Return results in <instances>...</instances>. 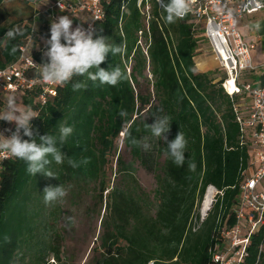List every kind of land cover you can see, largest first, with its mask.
Returning <instances> with one entry per match:
<instances>
[{
  "label": "trees",
  "instance_id": "trees-1",
  "mask_svg": "<svg viewBox=\"0 0 264 264\" xmlns=\"http://www.w3.org/2000/svg\"><path fill=\"white\" fill-rule=\"evenodd\" d=\"M7 1L0 0V69L16 62L21 48L38 35L41 15L52 14L49 7L45 14L39 10L38 4L45 0H17L26 12L8 8ZM138 1L103 0L104 16L94 24L98 34L109 38L108 43L125 47L123 55L109 53L101 64L105 69L119 66L125 80L110 86L94 84L86 76L74 77L59 85L45 103L39 101L38 90L20 93L23 105L37 113L32 120L37 143L40 136H58L61 124L72 126L74 132L60 145L66 154L64 163L48 165L57 179L30 175L26 162L11 155L2 162L0 264H16L18 259L49 264L51 255L61 262L64 236L57 213L63 202L78 204L91 190L94 207H105V213L100 220V245L89 264H217L215 256L226 247L222 231L236 223L240 186L256 169L249 133L242 131L237 119L246 113L251 97L246 93L230 96L223 87L227 78L217 80L213 72L197 70L196 58L203 46H210L204 28L196 26L190 14L169 24L158 0H144L141 7ZM13 28L23 34L8 39L5 34ZM43 50L30 49L35 62L32 75L40 76ZM76 81L85 87L73 91ZM243 83L264 86V69L241 78L239 84ZM4 107L5 99L0 97V111ZM121 110H126V117L119 116ZM156 115L170 117L168 141L178 132L185 135L183 166L177 167L166 155L167 142L145 127L154 123ZM124 125H130L132 136L143 142L153 139V152L121 136ZM120 144L131 161L124 160ZM152 155L157 185L151 194L136 174L137 164L147 168ZM68 158L77 162L90 158V162L73 168ZM112 158H116L118 180L110 187L107 167ZM190 161L196 164L194 172L188 169ZM58 185L67 195L45 204L43 189ZM211 186L218 193L202 221L196 212ZM262 245L264 226L250 236L240 264H264Z\"/></svg>",
  "mask_w": 264,
  "mask_h": 264
},
{
  "label": "built area",
  "instance_id": "built-area-1",
  "mask_svg": "<svg viewBox=\"0 0 264 264\" xmlns=\"http://www.w3.org/2000/svg\"><path fill=\"white\" fill-rule=\"evenodd\" d=\"M143 1H138L139 7ZM102 2L103 0H54L49 9L52 14L64 12L71 18H83L78 25L83 24L85 28L92 25L95 28V22L104 16ZM190 8L187 14L192 16L196 26L204 28L211 52L219 66L228 74V79L223 83L224 89L230 96L246 93L251 97L246 113L238 115L237 119L242 131L249 133L256 169L253 174L245 177L240 186V199L234 208L236 223L230 229L222 231L227 245L215 256L217 264H240L247 255L250 236L264 226V86L239 84L242 74L259 68L253 58L256 44L245 40L240 30V21L246 13L264 12V0H190ZM30 45L31 41L21 48L16 63L0 69V97L38 90L39 101L45 103L55 95L59 85H48L40 76L32 75L35 62L29 55ZM230 78L235 85L232 91L228 87ZM6 129H12L10 123L0 121V133L10 136L11 132L5 131ZM8 158L10 155L0 153V180L2 162ZM263 251L264 245L261 246L260 253Z\"/></svg>",
  "mask_w": 264,
  "mask_h": 264
},
{
  "label": "clouds",
  "instance_id": "clouds-1",
  "mask_svg": "<svg viewBox=\"0 0 264 264\" xmlns=\"http://www.w3.org/2000/svg\"><path fill=\"white\" fill-rule=\"evenodd\" d=\"M158 3L166 13L165 21L169 24L183 19L191 10L190 0H158ZM22 34L20 28H13L7 31L5 36L8 39H15ZM41 39L44 44L45 62L40 64L39 75L42 81L48 85H65L71 82L74 77L86 76L94 84L98 81L100 85L116 86L127 78L119 66L109 65L107 69L101 67V64L106 62L109 53L112 56L123 55L125 47L122 44L108 43L109 38L98 34L97 29L92 25L85 28L83 24H80L73 28V19L68 15H61L51 20L50 36ZM93 69L95 71H92ZM84 87L85 85L80 81L72 83L73 91ZM158 111L162 112L163 110L159 109ZM119 116L126 117V110H121ZM34 118H37V113L30 105L22 106L16 96H7L5 107L0 111V121L14 123L15 130H5L11 132L10 136L0 133V153L25 161L26 171L32 176L42 173L46 177L57 179L56 174L48 169V165L53 161L56 164L64 163L66 154L61 151L60 145L66 143L74 129L72 126L61 124L58 136L43 135L39 137L40 142L37 143L34 137L38 131H34L32 125ZM170 125V117L156 115L154 123L146 124L145 127L151 131L154 137L167 142L166 155L177 167H181L185 164L187 140L182 132H178L173 140L168 141L166 133L170 131ZM21 133L29 139H23ZM120 135L129 139L133 146L143 147L144 150L150 148L148 143L132 136L130 125H124ZM67 162L71 167L78 168L81 164H88L90 158H84L80 162L68 158ZM188 169L194 172L196 170L195 162L190 161ZM66 195L67 190L62 185L47 186L43 189L45 204L62 201Z\"/></svg>",
  "mask_w": 264,
  "mask_h": 264
},
{
  "label": "rangeland",
  "instance_id": "rangeland-1",
  "mask_svg": "<svg viewBox=\"0 0 264 264\" xmlns=\"http://www.w3.org/2000/svg\"><path fill=\"white\" fill-rule=\"evenodd\" d=\"M51 3L52 0H45L43 4H38V8L42 12V14H45L43 12L46 10V7H49L51 5ZM7 6L10 9L18 8L20 10H22L24 7L22 3L17 0H8ZM24 11L26 12V10ZM61 15H68L69 18H71L69 14H66L64 12H55L51 16L41 15L43 17L39 20L38 35L31 40V50H34L35 48H44L43 40L41 38H48L50 36L51 20ZM71 19H73V27L78 25V22L83 20V18ZM253 57L255 59L256 64H264V54L260 48L253 51ZM196 66L198 71L213 72V76L217 80H221L224 78L228 79L227 72L219 66L211 50L205 46H203L200 55L196 58ZM258 72H260L259 69L254 71L255 74ZM252 73L247 72L242 74V80H244V78L246 79V77L248 78ZM15 96L18 98L19 103L24 106L22 103V95L19 93ZM3 98L6 100L7 97ZM10 126L13 129L15 127V124H10ZM145 142L150 145V148L148 150L153 152V139L149 138L145 140ZM119 150L122 152V155L124 156V160L126 162L131 161V156L128 154L125 148L122 147V144L119 145ZM153 156L154 155H152L147 160V168L143 167L141 164H137L138 171L136 174L137 179L141 184L142 188L146 192H150L151 194L154 192L157 185L154 172L152 171L154 167L153 162L155 160V156ZM116 170V158H112V161L107 167V180L109 182L110 187H112L113 184L118 180ZM214 191L215 198L218 191L215 188ZM94 202L95 192L92 190L89 194L84 196V199L78 204H72L69 201L63 202V204L61 205V209L57 213V215L59 216L58 229L64 236L60 246L62 252V261H55L53 255H51L47 259L49 264H89V262L92 260L95 255L94 248L100 245V239L98 240V238L102 235V230L100 228V220L102 218V215L105 213V207L95 208ZM203 202L201 206L198 207L196 212V214L200 215L201 219H203V217L208 214V212H206V215H203ZM27 263V259H25L24 261L18 259L16 262V264Z\"/></svg>",
  "mask_w": 264,
  "mask_h": 264
},
{
  "label": "crops",
  "instance_id": "crops-1",
  "mask_svg": "<svg viewBox=\"0 0 264 264\" xmlns=\"http://www.w3.org/2000/svg\"><path fill=\"white\" fill-rule=\"evenodd\" d=\"M240 30L245 40L256 44V50L260 48L264 54V12L246 13L240 21ZM256 65L259 70L264 69V64Z\"/></svg>",
  "mask_w": 264,
  "mask_h": 264
},
{
  "label": "bare ground",
  "instance_id": "bare-ground-1",
  "mask_svg": "<svg viewBox=\"0 0 264 264\" xmlns=\"http://www.w3.org/2000/svg\"><path fill=\"white\" fill-rule=\"evenodd\" d=\"M229 89L232 91L235 89V85H234V81L232 80V78L229 79ZM214 195H215V191H214V187H209L207 190V194L205 196V200L203 202V207H202V212L203 215H206V212L209 211V209L211 208L213 202H214Z\"/></svg>",
  "mask_w": 264,
  "mask_h": 264
},
{
  "label": "water",
  "instance_id": "water-1",
  "mask_svg": "<svg viewBox=\"0 0 264 264\" xmlns=\"http://www.w3.org/2000/svg\"><path fill=\"white\" fill-rule=\"evenodd\" d=\"M208 188H209V187H208ZM207 190H208V189H207ZM206 194H207V191H206ZM206 194H205V196H206ZM204 200H205V197H204ZM210 209H211V208H210ZM210 209H209V210H210Z\"/></svg>",
  "mask_w": 264,
  "mask_h": 264
}]
</instances>
